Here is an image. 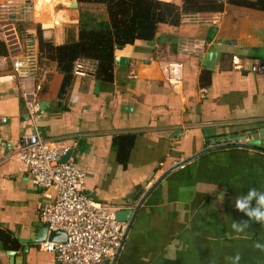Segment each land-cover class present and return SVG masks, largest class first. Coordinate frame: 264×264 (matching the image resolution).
<instances>
[{
  "label": "crops",
  "instance_id": "0c3cea01",
  "mask_svg": "<svg viewBox=\"0 0 264 264\" xmlns=\"http://www.w3.org/2000/svg\"><path fill=\"white\" fill-rule=\"evenodd\" d=\"M32 1L44 39L63 44L65 28L79 22L73 0ZM181 38L201 40L204 51L178 53ZM177 61L183 79L174 84L166 69ZM263 61L264 12L225 2L221 12L185 14L176 27L161 24L152 41L115 50L110 83L72 75L61 94L63 77L45 60L27 82L37 90L36 120L8 61L0 62V264H59L26 242L45 226L39 208L53 198L21 172L16 157L20 138L35 132L70 146L89 198L118 211L139 207L115 264H144L146 256L149 264H232L237 253L239 264H264V251L254 248L264 244V226L234 207L250 188L264 191V139L259 150L237 146L264 129V72L251 71ZM117 137L127 150L116 147ZM245 221L244 234L233 232L232 222ZM1 236L17 247L6 248ZM173 240L185 249L165 259Z\"/></svg>",
  "mask_w": 264,
  "mask_h": 264
},
{
  "label": "built area",
  "instance_id": "2783aa9c",
  "mask_svg": "<svg viewBox=\"0 0 264 264\" xmlns=\"http://www.w3.org/2000/svg\"><path fill=\"white\" fill-rule=\"evenodd\" d=\"M179 4L183 0H159ZM33 7L29 1L13 2L0 0V40L8 48L11 74L17 80L28 116L32 120L40 117L37 90L27 86L28 81L38 77V50L35 34L30 30L17 32L16 26L31 23ZM177 52L198 56L205 44L194 38L177 41ZM97 62L78 58L72 66V75L77 78H93ZM252 72H264V65L256 64ZM169 82L179 84L183 79V63L172 62L167 66ZM4 121V120H3ZM71 150L64 142L45 140L38 133L24 135L19 140L17 159L21 172L29 175L32 183L41 190H51L53 198L40 206L38 218L48 231L66 234L64 242H42L39 250L51 253L60 264H115L128 232V223L117 221L118 211L109 205L89 198L83 190L84 173L70 157L62 158Z\"/></svg>",
  "mask_w": 264,
  "mask_h": 264
},
{
  "label": "trees",
  "instance_id": "16d2710c",
  "mask_svg": "<svg viewBox=\"0 0 264 264\" xmlns=\"http://www.w3.org/2000/svg\"><path fill=\"white\" fill-rule=\"evenodd\" d=\"M227 4L264 12V0H226ZM224 0H183L180 4L159 0H77L80 6L101 5L106 19L82 10L79 14L77 33L71 28L61 45H54L43 37L39 25L18 24V33L34 29L38 46V68L45 60L56 63L57 71L62 75L60 93L63 94L72 80V66L78 58H88L97 62L95 79L99 82L112 81L114 51L138 40L152 41L161 24L176 27L185 14L221 12ZM5 43L0 40V57H7ZM123 137H117L116 147L123 146ZM126 144L128 142L126 141ZM6 248H16L14 240L1 236Z\"/></svg>",
  "mask_w": 264,
  "mask_h": 264
},
{
  "label": "clouds",
  "instance_id": "9594fccd",
  "mask_svg": "<svg viewBox=\"0 0 264 264\" xmlns=\"http://www.w3.org/2000/svg\"><path fill=\"white\" fill-rule=\"evenodd\" d=\"M214 190V189H213ZM254 202V206H253ZM235 209L243 213L248 217L249 221L256 222L264 226V191L257 190L256 188H250L245 195H241L234 200ZM248 228V222L231 223V229L237 235L244 234ZM254 248L264 251V244L256 242ZM185 249V245L178 241L173 240L168 242L164 247V258L174 260L178 252H182ZM150 257H144V264H149ZM232 264H239L241 259L239 253L229 258Z\"/></svg>",
  "mask_w": 264,
  "mask_h": 264
},
{
  "label": "water",
  "instance_id": "95a60500",
  "mask_svg": "<svg viewBox=\"0 0 264 264\" xmlns=\"http://www.w3.org/2000/svg\"><path fill=\"white\" fill-rule=\"evenodd\" d=\"M69 6L72 7V8H76L77 7V2L74 0ZM262 64L264 65V61H263ZM249 135L253 138V141L248 142L246 144H239L237 146L241 147V148H245V149L247 148V149H258L259 150L260 141H261V139H264V129H261V130H258V131H252V132H250ZM247 137H248V134L244 135L243 137H241V141H246ZM232 138H234V137H232ZM215 149L216 148H213V149H210V150H215ZM71 155H72V151L70 150L67 153V155L62 158V162L67 161L71 157ZM172 170H170L167 173H165L159 179V181L163 177H165L168 173H170ZM138 210H139V207H136L134 209L119 210V211H117L115 213V218H116L117 221L127 222V223H128V220H129L128 229H130L131 226H132V223H133V221H134V219L136 217V214H137ZM37 231L38 232H37V235L35 237L30 238L29 240L26 241L27 245L39 244V243H42V242H45V241H48V242H64L65 239H66V234L64 232H61V231H48V227L47 226L41 227ZM11 255H13V252H11ZM17 261L18 260H16V262Z\"/></svg>",
  "mask_w": 264,
  "mask_h": 264
},
{
  "label": "rangeland",
  "instance_id": "374dc122",
  "mask_svg": "<svg viewBox=\"0 0 264 264\" xmlns=\"http://www.w3.org/2000/svg\"><path fill=\"white\" fill-rule=\"evenodd\" d=\"M22 1H29V3H30V6H31V11H32V7L34 6V3H33V1L32 0H22ZM74 1V0H73ZM76 2H77V0H75ZM56 8H62V7H60V5H58ZM77 9H75V8H73V10L75 11V13H78V16H79V14H80V12L82 11V10H89V12H91V13H93V14H95V15H101L102 16V13H104L105 11H104V8L102 9L101 8V11H99L100 9H98V7H96V6H94V5H83V6H78L77 5V7H76ZM67 9V8H66ZM70 10V9H69ZM87 10V11H88ZM98 17V16H97ZM32 18H33V16H32ZM98 18H100V17H98ZM31 23H33L34 24V19H32V22ZM77 23H79V22H77ZM23 24H27V23H23ZM67 24L68 23H66V24H64V25H66L67 26ZM69 25H70V23H69ZM76 26H78V25H76ZM17 27V26H16ZM71 28H74V32H76L77 31V28L75 27V25L73 26V24H72V27L71 26H67L65 29V33H67V31L69 30V29H71Z\"/></svg>",
  "mask_w": 264,
  "mask_h": 264
},
{
  "label": "bare ground",
  "instance_id": "6f19581e",
  "mask_svg": "<svg viewBox=\"0 0 264 264\" xmlns=\"http://www.w3.org/2000/svg\"><path fill=\"white\" fill-rule=\"evenodd\" d=\"M33 18H34V11H33Z\"/></svg>",
  "mask_w": 264,
  "mask_h": 264
}]
</instances>
